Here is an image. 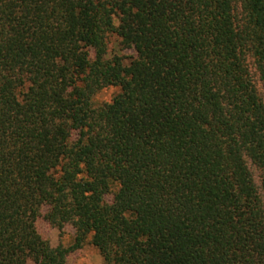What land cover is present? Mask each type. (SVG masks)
<instances>
[{
  "label": "trees",
  "instance_id": "obj_1",
  "mask_svg": "<svg viewBox=\"0 0 264 264\" xmlns=\"http://www.w3.org/2000/svg\"><path fill=\"white\" fill-rule=\"evenodd\" d=\"M43 207L73 245L37 232ZM86 242L107 264H264V0H0V264Z\"/></svg>",
  "mask_w": 264,
  "mask_h": 264
},
{
  "label": "rangeland",
  "instance_id": "obj_2",
  "mask_svg": "<svg viewBox=\"0 0 264 264\" xmlns=\"http://www.w3.org/2000/svg\"><path fill=\"white\" fill-rule=\"evenodd\" d=\"M108 51L110 53H117L123 58L124 63L128 64L132 59L136 57L134 50L121 49L119 46V39L116 36H111L108 38ZM253 75L255 74L254 70L251 69ZM256 77V75H255ZM260 89V85H257ZM118 93L116 88H107L98 92L94 98V104L99 105L105 102H109L114 95ZM259 174H255V179L259 185ZM107 201L110 202V198H107ZM46 207L41 209V217L36 222L37 232L46 240H48L52 247L58 245L69 247L74 244L75 240V230L70 225H65L61 230H58L43 220V216L46 213ZM66 264H107L103 261L98 250L89 244L88 242L84 243L83 246L70 253L67 256Z\"/></svg>",
  "mask_w": 264,
  "mask_h": 264
}]
</instances>
